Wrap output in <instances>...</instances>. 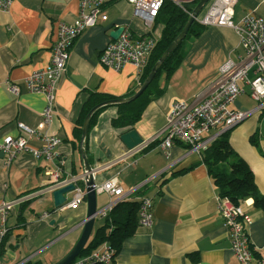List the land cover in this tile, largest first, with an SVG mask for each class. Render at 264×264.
<instances>
[{
  "label": "crops",
  "instance_id": "0c3cea01",
  "mask_svg": "<svg viewBox=\"0 0 264 264\" xmlns=\"http://www.w3.org/2000/svg\"><path fill=\"white\" fill-rule=\"evenodd\" d=\"M101 10L106 20L99 18L94 25L85 28L70 48L48 126L41 123V112L46 105L44 93L29 91L23 79L33 70L48 65L57 24L75 19L80 11V0H14L7 10H0V142L6 136L23 137L30 147L39 148L42 141L37 137L29 138L20 124L39 133L57 135L61 141L54 160L57 163L63 160L60 165L63 180L80 177L83 173L80 147L75 145L72 129L88 94L100 92L118 98L138 86L134 66L125 64L120 70H114L100 64L101 50L113 40L111 32L123 27L135 37L151 35L158 42L162 27L155 24V19L151 26L146 25L134 15L126 0H106ZM250 11L264 18V0H236L233 21L237 22ZM185 46L182 62L170 79L165 81L162 75L159 80L162 93L130 127L143 140L150 139L164 127L166 112L175 99L204 95L218 78L221 64L229 58L236 59L242 51L232 28L214 25L206 26L200 36ZM11 83L19 85L17 95L9 90ZM248 98L252 100L248 94L238 96L231 107L252 108ZM255 114L226 132L231 147L247 163L259 194L264 196V114ZM116 116L117 107L107 106L87 129L83 143L86 157L95 170L96 183L116 177L124 191L131 190L126 200L140 201L141 197L150 196L153 223L150 227L139 225L136 232L124 240L110 264H240L231 250L227 227L217 212V188L201 160L204 149L194 151L176 142L164 150L159 147L160 138H157L142 152L123 155L128 148L120 135L129 128H114L111 121ZM51 166L29 151L16 153L6 165V154L0 152V207L4 202L38 193L22 201L30 202L23 207L22 221L17 220L22 202L10 209L5 222L9 234L0 252V264L43 262L37 256L46 252L48 249H43L52 241L66 235L64 239H70L66 246L43 256L48 258L47 264H54L78 240L82 230L80 223L86 215L85 198L75 208L66 207L65 203L54 207L52 190H48L53 185L44 174ZM79 183L83 186L81 179ZM72 194L67 193L66 200ZM108 200L106 193H97V209L103 208ZM242 204L250 218L248 237L258 254L254 256V264H264V210L254 205L252 197L243 199ZM44 212L48 213L47 217H42ZM101 221L103 223V218Z\"/></svg>",
  "mask_w": 264,
  "mask_h": 264
},
{
  "label": "built area",
  "instance_id": "2783aa9c",
  "mask_svg": "<svg viewBox=\"0 0 264 264\" xmlns=\"http://www.w3.org/2000/svg\"><path fill=\"white\" fill-rule=\"evenodd\" d=\"M14 0H0V10H7ZM106 0H80V11L70 22H58L57 35L52 45L51 57L48 65L33 70L23 79V83L31 92L44 93L46 105L41 112L44 126H48L54 114L55 91L60 78L66 70L70 48L77 36L87 27L94 25L97 20H106L102 15L101 7ZM133 8L135 16L142 19L146 25L151 26L166 0H126ZM185 10L193 0H169ZM236 0H209L204 11L197 16L199 23L205 26H220L232 28L238 35L239 47L242 50L236 59H227L219 69V76L207 89L204 95H197L190 99H175L166 112L164 127L150 139L143 140L125 154H137L145 150L150 144L159 139L161 149H169L176 142L191 147L194 151L205 149L212 141L227 130L255 113L264 112V18L250 11L237 22L233 21L234 5ZM88 8V11L85 9ZM157 39L151 35L135 37L127 29L123 30L117 39L109 41L100 52L99 62L104 67L120 70L123 65L130 64L136 68L139 77L142 68L147 64L150 53L155 47ZM11 93H19V85H9ZM248 94L255 102L253 108L237 110L230 105L238 96ZM28 137H37L42 141L39 148L30 147L23 137L13 138L6 136L0 142V151L6 154V165L16 153L29 151L35 158L42 157L51 163L45 169L53 185L50 189L65 182L75 185L70 199L65 206L77 207L85 197V187L78 184L81 179L72 176L63 180L61 177V164L57 157L56 148L61 139L50 132H41L26 125H19ZM93 188L97 193H106L109 200L103 208L98 209L96 217H105L120 201L126 200L131 190L124 191L116 177L104 180L102 183L94 182ZM31 194L27 198L37 196ZM7 201L0 207V252L4 236L7 232L6 219L10 209L23 200ZM217 212L228 230L231 250L240 264H254L253 247L248 237L247 225L250 220L243 208V200L237 204L229 197L217 194ZM63 203V204H64ZM138 224L150 227L153 223V199L143 196L139 201ZM48 213H42L47 217ZM114 250L107 242L102 243L91 253L77 256L70 264H110L114 259Z\"/></svg>",
  "mask_w": 264,
  "mask_h": 264
},
{
  "label": "trees",
  "instance_id": "16d2710c",
  "mask_svg": "<svg viewBox=\"0 0 264 264\" xmlns=\"http://www.w3.org/2000/svg\"><path fill=\"white\" fill-rule=\"evenodd\" d=\"M198 1L199 0H193L192 2H189V4L186 5L185 10L169 0H166L163 3L155 17V24L162 25L158 42L152 51L147 64L140 72L138 86L136 89L124 94L123 97L134 94L140 87L162 52L183 29L190 12ZM204 8L201 12H203ZM205 27L206 26L199 23L197 19L194 20L185 37L168 55L145 90L133 101L115 105L117 107V116L111 121L114 128L128 127L131 129L130 127L141 118L142 112L146 106L162 93L163 89L158 87L161 76L164 75L165 81L170 79L182 62L184 51L187 49L185 45L200 36ZM115 98L117 97L100 92H90L88 94L86 101L81 106L72 129L75 145H79L82 133L81 127L87 112L96 104ZM107 106L110 105L102 106L93 113L89 119L88 130L96 122L98 114ZM201 160L213 179L219 195L229 197L235 204L247 197H252L254 199V205L264 210V196L259 194L253 173L247 163L239 157L231 147L227 138V132H223L221 136L201 151ZM79 184L82 186V183ZM29 203V201H25L24 203L22 202V204H19L21 208L17 215L18 221L23 220V207ZM138 211L139 201L123 200L117 203L108 215L103 217V223L94 230L93 234L89 237V240L80 251L79 256L91 253L104 242H107L110 245L114 250V256H116L120 251L124 240L132 236L139 227ZM8 234L9 229H7L6 235L3 238L1 249ZM23 235L24 233L21 234V237ZM253 255L255 257L258 256L254 248ZM24 264L44 263L41 260H35L27 261Z\"/></svg>",
  "mask_w": 264,
  "mask_h": 264
},
{
  "label": "water",
  "instance_id": "95a60500",
  "mask_svg": "<svg viewBox=\"0 0 264 264\" xmlns=\"http://www.w3.org/2000/svg\"><path fill=\"white\" fill-rule=\"evenodd\" d=\"M208 1L209 0H199L195 4L192 11L190 12L188 20L186 24L184 25L183 29L173 39V41L167 46V48L162 52L160 57L157 59V61L152 66L147 77L145 78L143 83L140 85V87L135 91L134 94L127 96V97H118L115 99L107 100L99 104H96L85 115L83 123H82V127H81L82 133H81V138L79 142V147H80V152H81V157L83 160V167H84L83 173L80 176V178L83 181V184H84L83 186L85 187V197L84 198L86 202V215L80 223L82 230H81V234L78 240L75 242L73 247L59 261H57L54 264H70L79 255L80 251L82 250V248L85 246V244L89 240V237L93 229L94 221L97 218L96 217V213L98 212L97 205H96L97 194H96L95 189L93 188V184L95 182L93 173L95 170H93V167L89 164L88 159L85 154V149L83 146L84 139L87 134L88 123H89L90 117L93 115V113L97 109H99L102 106L124 104V103L131 102L135 98H137L145 90V88L148 86L151 80L154 78L156 72L161 67L165 59L168 57V55L176 48V46L185 37L190 25L192 24L194 20H196L197 16L201 12V10L205 7ZM123 30H124L123 27H119L115 31L111 32V37L113 39H117ZM120 139L128 149L135 147L136 145H138L139 143L143 141V138L137 133L135 129H127L125 132H123L120 135ZM0 152L3 154V151H0ZM74 188H75V185L72 182H65L53 188L52 196H53L54 207L57 208L61 206L67 199L66 194L72 192Z\"/></svg>",
  "mask_w": 264,
  "mask_h": 264
},
{
  "label": "rangeland",
  "instance_id": "374dc122",
  "mask_svg": "<svg viewBox=\"0 0 264 264\" xmlns=\"http://www.w3.org/2000/svg\"><path fill=\"white\" fill-rule=\"evenodd\" d=\"M204 11V10H203ZM248 100H249V102H250V106H252V108L256 105L252 100H250L249 98H248ZM231 106V105H230ZM255 116H258V114H255ZM226 165V164H225ZM84 185V184H83ZM102 218H96L95 219V222H94V229L93 230H95L98 226H100L101 225V223H102ZM66 236V235H65ZM65 236H62L61 238H59V239H56V240H54V241H52L45 249H43V251H45V250H47L46 252H44L43 254H41V255H39V256H37L38 258H41L42 260H43V263L44 264H47L46 262H48V261H46V260H48V258L46 259V258H43V256L45 255V254H54V253H56V251L57 250H59L58 248H60L61 246H66L67 244H68V242L70 241V239H64L65 238ZM52 239H53V237H52ZM64 239V240H63ZM42 251V252H43ZM79 256V255H78Z\"/></svg>",
  "mask_w": 264,
  "mask_h": 264
}]
</instances>
